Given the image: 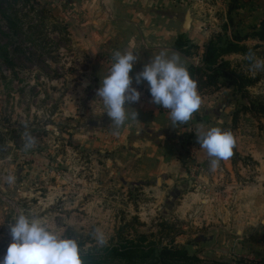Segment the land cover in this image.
Listing matches in <instances>:
<instances>
[{"label": "rangeland", "instance_id": "1", "mask_svg": "<svg viewBox=\"0 0 264 264\" xmlns=\"http://www.w3.org/2000/svg\"><path fill=\"white\" fill-rule=\"evenodd\" d=\"M74 1L0 0V257L11 242L9 226L23 213L76 239L82 255L101 264H138L137 258H104V248L130 243L173 246L204 261L264 264V67L255 66L264 64V40L252 36L264 19V0H152L185 14L182 30L194 39L178 36L182 47L177 40L172 47L186 58H198L199 47L204 54L218 35L245 38L239 43L245 52L222 60L228 72L251 83L237 90L221 77L216 91H198L203 100L217 95V106H224L216 127L233 134L231 172H225L224 160L210 167L196 138L210 121L197 120L203 111L198 109L189 121L175 123L183 177L180 185L166 186L163 166L126 167L129 152L122 144L129 137L101 114L96 95L111 62L99 76L77 47L71 25L80 13H73ZM199 38L207 43L195 45ZM134 87L142 101L144 87ZM25 133L34 146L24 147ZM248 142L257 150L254 159L239 155V144ZM180 195L190 196L189 215L182 218L174 209Z\"/></svg>", "mask_w": 264, "mask_h": 264}, {"label": "crops", "instance_id": "2", "mask_svg": "<svg viewBox=\"0 0 264 264\" xmlns=\"http://www.w3.org/2000/svg\"><path fill=\"white\" fill-rule=\"evenodd\" d=\"M70 4L73 6L71 8L75 9L73 13L77 11L80 13L78 24L71 25L74 30L71 31L72 37L77 47L88 55L90 68L96 70L99 76H103L106 71L104 65L106 66L108 61L112 65L114 52L132 51L137 56L130 73L134 86H138L135 82L136 73L142 70L150 58L162 50H167L169 54L178 52L172 47L178 36L188 37L192 41L194 39L191 33L182 30L185 23L184 13H179L177 8H158L153 5L152 0H75ZM78 6L82 8L78 9ZM193 43L203 46L207 43V38L205 40L199 38ZM201 48L197 49L195 55L198 58H186L178 52L185 67L188 64H199V58L203 54ZM139 86H143L145 90L143 100L130 104L127 108L129 114L136 112V118L129 115L121 126V134L129 137L128 142L125 143L123 140L122 144L124 150L129 152L125 153L129 160L126 167L131 170L135 167H144L148 162L153 165H148L147 168L163 166V172H160L161 176L163 175L162 183L165 186L180 185L183 173L180 161L176 157L174 139L179 129L171 120L169 110L152 102L147 82ZM220 101L217 95L204 96L199 108L203 111H198L196 119L210 121L207 124L208 128L220 126L221 121L217 118H222L225 113L222 111L224 106H217ZM213 120H216V123H213ZM200 124L199 122L198 125ZM249 143L247 147L239 144V155L241 157L250 155L254 159L257 150L254 149L255 145ZM199 157L203 159L202 155ZM224 163L225 172H231V159L224 160ZM240 170L244 171L241 168ZM189 195H180L182 200L179 199L174 207L180 218L186 213L189 215L190 205H187ZM190 209L193 211L194 206ZM240 227L241 233L243 229L240 230Z\"/></svg>", "mask_w": 264, "mask_h": 264}, {"label": "clouds", "instance_id": "3", "mask_svg": "<svg viewBox=\"0 0 264 264\" xmlns=\"http://www.w3.org/2000/svg\"><path fill=\"white\" fill-rule=\"evenodd\" d=\"M136 60L132 51L114 52L113 63L96 91L103 108L101 114L106 113L117 129L129 115L136 118V112L129 114L127 111L129 105L138 102L141 96L130 75ZM255 66L261 68L264 64ZM135 82L137 85L147 82L152 102L169 110L174 124L189 121L201 105L197 82L178 52L160 51L136 73ZM196 138L210 158L211 168L231 157L235 141L230 131L213 126L199 132ZM34 143V138L25 133L24 147L30 148ZM9 233L11 242L0 257V264H83L78 241L58 235L36 216L18 214L9 226ZM95 236L99 244L105 243L103 233L97 230Z\"/></svg>", "mask_w": 264, "mask_h": 264}, {"label": "trees", "instance_id": "4", "mask_svg": "<svg viewBox=\"0 0 264 264\" xmlns=\"http://www.w3.org/2000/svg\"><path fill=\"white\" fill-rule=\"evenodd\" d=\"M253 37L258 40H264V19L259 21V29L253 34ZM226 38V39H225ZM181 38L177 40V45ZM225 39L226 43H222ZM245 38H241L239 35L232 36L231 39L222 37L220 35L212 38L206 45L205 51L202 56L201 66L189 65L188 71L191 77L197 82V89L199 92H213L216 91L223 82H219V78L225 77L230 79V84L237 90L243 88V84L250 85V80L244 78L241 75H234L232 72H228L226 66L227 62H224L223 57L231 54L242 53L246 51L244 46H239ZM182 46L178 45L180 49ZM220 62H218V60ZM144 239V238H143ZM103 255L111 259H118L120 261L131 262L137 258L138 264H229L222 261H204L200 260L197 256L189 255L185 250H180L173 246H156L155 244L141 247L130 243V245H120L106 247L102 251ZM93 255H82L83 264H101L96 260ZM93 260L88 263L86 260Z\"/></svg>", "mask_w": 264, "mask_h": 264}]
</instances>
